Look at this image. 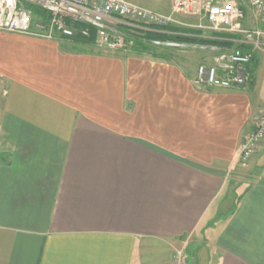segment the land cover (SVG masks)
<instances>
[{"label": "crops", "instance_id": "obj_1", "mask_svg": "<svg viewBox=\"0 0 264 264\" xmlns=\"http://www.w3.org/2000/svg\"><path fill=\"white\" fill-rule=\"evenodd\" d=\"M197 69L0 33V264H264V143L238 166L264 93Z\"/></svg>", "mask_w": 264, "mask_h": 264}, {"label": "built area", "instance_id": "obj_2", "mask_svg": "<svg viewBox=\"0 0 264 264\" xmlns=\"http://www.w3.org/2000/svg\"><path fill=\"white\" fill-rule=\"evenodd\" d=\"M25 3L41 8L49 15L47 25L35 24ZM250 7L262 28H246V11L239 0H171L169 15L137 5L133 0H0V33L21 34L47 39L70 38L75 29L68 22L80 25L78 34L89 37L95 30L94 43L99 48L121 51L126 37L117 29L120 21L166 28L181 26L180 19H194L208 24L216 32L239 37L236 43L248 48L233 49L216 56L211 64L198 67L194 83L202 90L242 89L250 85L254 57L264 52V0H250ZM160 45L162 43L156 42ZM170 48L180 47L173 41ZM264 143V105L253 121L239 154L238 164L248 166ZM188 241H182L171 254L169 264H189Z\"/></svg>", "mask_w": 264, "mask_h": 264}, {"label": "trees", "instance_id": "obj_3", "mask_svg": "<svg viewBox=\"0 0 264 264\" xmlns=\"http://www.w3.org/2000/svg\"><path fill=\"white\" fill-rule=\"evenodd\" d=\"M26 9L32 12L34 17V23L35 24H41V25H47L49 22V15L44 10H42L39 7H36L34 5L25 3L23 5ZM69 25H71L72 28H74L75 34L68 37H61V39H69L76 43L80 44H89L93 45L95 40V30H90L89 37H82L80 34H78V30L80 29V25L73 24L71 22H68ZM138 26L146 28V30H138L134 28L129 27H119L117 26V29L125 36L127 37V43L129 42L132 46V51L136 53H145V54H151L156 57H161L160 53H157L155 51L154 43L156 42H168V41H175L179 43H191V44H203L208 45L210 47H219V48H235V49H241L243 51L248 50L247 47L241 45V44H235L237 40L239 39L236 35H230L227 33H216L211 38H204L200 36H194V33L191 34V36L187 35H180L175 34L171 35V32H176L177 29L174 27H166V28H151L146 27L141 24L133 23ZM175 30V31H173ZM165 32V33H164ZM179 33V32H176ZM199 33V32H196ZM196 35V34H195ZM60 39V38H59ZM259 62L258 57H254L252 66L250 68V71L254 77V71H256L257 63Z\"/></svg>", "mask_w": 264, "mask_h": 264}, {"label": "rangeland", "instance_id": "obj_4", "mask_svg": "<svg viewBox=\"0 0 264 264\" xmlns=\"http://www.w3.org/2000/svg\"><path fill=\"white\" fill-rule=\"evenodd\" d=\"M239 1L241 5L243 6L244 10L246 11V18L243 21V26L246 28H257V27L262 28V26L257 22V17L255 16L254 12L252 11L250 7V0H239ZM144 2L150 5L151 4L153 5V4H157L158 2H161V0H144ZM153 11H156V10H153ZM156 12L161 13L160 11H156ZM169 14H165V15H169ZM179 22L182 24L181 26H172L175 29H177L176 32H179V33L171 32V35L180 34V35L191 36V34L194 33V36H197V37L200 36L204 38H211L216 33H222V32H216V31L211 30L207 23L201 22L199 20L180 19ZM147 27H150V26H147ZM151 28H159V27H151ZM196 32H199V33H196ZM126 40H127V37H126ZM161 43L162 44L160 45H157L154 43V46L157 47L155 48V51H157V53L171 55L174 58L186 60V62L192 61L193 65L195 64L197 67L204 65L206 63H209V61L213 60L216 56L220 55L222 52H226L227 50L231 51L235 49V48L210 47L208 45H203V44H191V43H179V42H175V43L180 44V47L170 48L164 45L163 44L164 42H161ZM235 44H238V43H235ZM94 46H96L95 43H94ZM131 46L132 45L129 42L126 43V46L122 51L126 50L128 52H131L132 51ZM99 49H104V48H99ZM114 52H120V50L114 51ZM258 55H259V63L257 64L259 65H257L256 71H254V73L256 72L255 73V77H256L255 85H253L252 87L248 85L246 88H248L247 90H250V89L253 90L252 89L253 87L254 88L257 87L256 90H259V93H260L259 95H262L264 93V52L262 51ZM238 166L241 168L247 167V166L242 167L239 164ZM179 247L180 245L176 246L175 248H179Z\"/></svg>", "mask_w": 264, "mask_h": 264}]
</instances>
